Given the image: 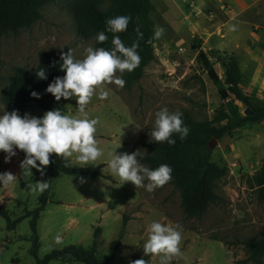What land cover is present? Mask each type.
Wrapping results in <instances>:
<instances>
[{"label":"rangeland","instance_id":"obj_1","mask_svg":"<svg viewBox=\"0 0 264 264\" xmlns=\"http://www.w3.org/2000/svg\"><path fill=\"white\" fill-rule=\"evenodd\" d=\"M74 1L47 2L41 8L42 16L29 26L14 33L0 34V104H5L2 91L9 84L14 68L35 70L40 51H58L68 46L73 56L79 58L84 46H95L94 35L85 39L79 36L78 23L71 11ZM152 1V25L164 29L161 38L153 42L154 58L145 65L140 79L129 83L126 71L117 73L124 79V86L105 85L108 97L99 100L94 95L86 106L89 115L99 119L96 134L104 136H96V139L105 156L108 149L119 142L116 151H127L137 131L129 121L140 126L133 151L138 149L149 154L145 142L150 141L148 133L153 114L163 106L204 120L213 119L226 100L234 99L241 113L247 115L244 112L246 104L234 94L225 100L221 98V84L209 77L198 58L200 50L207 53L222 79L221 58L235 56L244 72L242 91L256 104L264 102V91L251 81L254 70L264 75V0ZM229 24H236V31H228ZM75 107V98H69L63 112L75 114ZM5 109L10 111L6 104ZM26 111L39 117L45 110L31 103ZM212 148L213 160L226 166L228 173L216 183L219 198L201 217H189L184 213L180 190L171 179L148 192L143 188L136 191L130 182L113 187L103 181L112 184L118 181H96L85 175L55 171L50 194L58 202L49 197L51 201L38 219V256L70 244L90 247L97 239L98 256L108 255L118 243L112 264H128L134 256L143 254L142 247L134 243L144 236L146 224L156 219L178 222L182 226L179 245L182 255L175 257L171 264H259L244 261L247 258L244 239L264 234V200L258 199L252 182L255 173L264 165V118L236 128L231 135L225 134ZM21 154L23 151L17 150L16 155L5 162V153L0 150V172L7 170L19 176ZM140 162L146 165L142 159ZM103 172L108 174L106 166ZM32 173L33 182L44 179L35 168ZM77 177H84L85 182H78ZM102 187L107 191L108 202L104 208L109 210L108 215L101 214L100 209L86 207L105 196ZM82 195L88 197L84 202ZM40 197L41 193L31 191L24 179L18 178L16 183L0 187V205L9 210L12 218L21 215L25 208L38 206ZM124 197L130 201L118 215L117 208ZM96 227L100 229L95 236ZM57 233L62 236L60 245L52 244V237ZM31 235L29 218L21 219L14 230H9L5 218L0 216V264H35V257L28 251ZM49 264L82 263L66 255L64 260L52 259ZM149 264H157V259L150 257ZM260 264H264V257Z\"/></svg>","mask_w":264,"mask_h":264},{"label":"trees","instance_id":"obj_2","mask_svg":"<svg viewBox=\"0 0 264 264\" xmlns=\"http://www.w3.org/2000/svg\"><path fill=\"white\" fill-rule=\"evenodd\" d=\"M50 1L53 0H0V34L14 33L22 27L29 26L42 16V6ZM153 10L152 0H75L71 5V11L78 23L79 36L83 39L90 35L95 36L96 32L104 30L106 18L116 15L130 17L125 31L115 34L108 32L106 41L101 44L95 43V46L110 48L112 36L118 35L126 45H131L134 41L138 44L137 52L140 55V63L131 72L126 71L125 77L129 83L140 79L144 73L145 65L154 58L152 45L155 40L150 41L154 29L150 17ZM137 29L143 34L142 37L137 36ZM68 48V46H64L58 51L47 49L40 51L39 63L33 71L21 66L14 68L13 73L9 76V84L2 91V99L10 111L17 109L23 115L31 103L36 104L42 110L60 108L61 111H64L67 99L62 97L56 101L52 94L45 92L44 89L53 77L63 75V70L59 68L60 52H67ZM198 58L206 68L209 77L215 83L221 84L219 88L221 98L228 99L232 93L235 98L243 101L253 113L243 115L234 99L226 100L224 107L218 110V114L213 119L198 120L188 112L180 111L183 122L189 129L183 140L174 133L173 138L176 142L172 145L167 142H145L149 154L144 155L142 160L150 168L161 163H166L171 167V182L180 190L183 211L189 217L203 216L209 206L216 202L219 198V194L215 190L216 183L228 173L226 166L213 160L211 139L214 137L220 139L225 134L231 135L236 128L264 118V102L256 104L241 89L243 72L235 56L225 55L221 58L220 61L224 67L223 79L204 50L198 52ZM40 68L45 69L46 79L36 77V70ZM32 91L39 93V98L31 96ZM224 120L226 121L223 123ZM100 166L65 167L61 158L52 153L43 175L49 186L41 192L40 204L33 209L25 208L24 212L16 218H12L9 210L0 205V216L5 218L9 230H14L21 219L29 218L32 244L28 251L35 257V264H49L52 259L57 258L64 260L66 255H70L75 262L82 264H112V260L117 254L118 243L112 247L108 255L98 256L95 245L97 239L90 247L70 244L61 248L56 247L43 257L38 256L40 239L37 222L50 199L49 197H51L50 192L54 182L53 173L59 171L66 174L111 178L102 174ZM252 182L256 187L258 199L264 200V165L255 173ZM125 224L126 218L124 217L123 225ZM99 229L100 227H96L95 236ZM244 248L247 252V258L244 261L260 264L261 257H264V234L244 239ZM141 257L149 264L150 255L139 254L134 256L131 261Z\"/></svg>","mask_w":264,"mask_h":264},{"label":"clouds","instance_id":"obj_3","mask_svg":"<svg viewBox=\"0 0 264 264\" xmlns=\"http://www.w3.org/2000/svg\"><path fill=\"white\" fill-rule=\"evenodd\" d=\"M129 20L128 15L106 18L104 30L96 32L93 38L95 43L106 41L108 32L115 34L125 31ZM236 28V24L227 26L230 32L236 31ZM163 32L162 27L154 26L150 41L160 39ZM137 36H143L138 29ZM111 45L110 48L86 45L79 58L74 57L69 48L67 52H60L59 68L63 70V75L53 77L44 91L52 94L56 101L62 97L75 98V114L65 113L60 108H51L39 117L27 112L21 115L17 109L8 111L5 104H0V150L5 153L3 159L8 162L16 155L17 150H22L24 154L23 159L19 161V176L7 170L0 172V187L14 184L20 178L27 182L31 191L43 192L48 188V182L44 179L33 182L32 169L35 168L43 177L46 170L44 166L49 164V156L52 153L61 158L65 167H85L103 157L107 173L113 178H118V183H103L113 187L131 182L135 188L152 192L171 179L172 169L168 164L161 163L150 168L140 162L145 153L138 149L130 153L117 152L119 142L112 145L105 156L102 148L98 146L96 132L99 119L90 116L86 106L94 95L99 100L108 97L109 92L105 85L114 84L122 88L125 81L117 73L131 72L140 63L138 44L135 41L126 45L118 35H113ZM35 75L39 79H46L44 68L36 70ZM30 95L39 98L36 91H32ZM153 117L148 133L150 142H167L172 145L176 142L174 133L181 140L187 136L189 129L178 109L170 111L167 106H163L154 111ZM128 123H132L136 129L140 128L134 122ZM77 180L80 183L85 182L84 177H77ZM101 191L106 197V189L102 187ZM144 231V236L134 243L142 247L144 256L155 257L157 264H171L175 257L182 255L179 246L182 226L178 222L154 219L146 224ZM61 243V234H55L52 244ZM129 264L148 262L141 257L129 261Z\"/></svg>","mask_w":264,"mask_h":264},{"label":"crops","instance_id":"obj_4","mask_svg":"<svg viewBox=\"0 0 264 264\" xmlns=\"http://www.w3.org/2000/svg\"><path fill=\"white\" fill-rule=\"evenodd\" d=\"M241 66V65H240ZM242 70V69H241ZM243 72V71H242ZM244 73V72H243ZM251 81L252 83H254L259 90L261 91H264V75H262L260 72L254 70L251 74ZM137 132H138V129L137 131H135V135H134V138L132 140L131 143H129V146L127 148V151L128 153L132 152L133 151V147H134V144L136 142V138H137ZM96 136H104V134L102 133H97ZM24 154H21L20 156L23 157ZM23 159V158H22ZM98 165H101L100 166V171L102 172L103 175H106V176H110L112 179L110 178H107L105 176H92V175H85V176H89V177H92L94 179H96V181H98V179H107V180H112L114 182H117L118 179L116 178H113L110 174H106L103 172V168L106 166L104 163H103V157L98 159L97 161L94 162V164H90V165H86V166H98ZM75 166V165H74ZM76 167H79V166H76ZM76 175H80V174H76ZM44 178V176H43ZM97 183H100V182H97ZM131 183V182H130ZM134 186V185H133ZM134 189H136L137 191V188H135L134 186ZM51 198L54 199V202H58V199H56L55 197H53V195L51 194ZM88 197L86 195H82V200L84 202L85 199H87ZM107 196H100L99 198H97V200L91 202L90 204H88L86 207L87 209H90V210H94V209H100L101 210V214H104V215H108L109 214V210L107 208H104L105 206V202H108L107 200ZM51 201V200H49ZM53 201V200H52ZM130 199H128V197H124V199L122 200V204L117 208V214L120 215V213H122V210L124 209V206L127 202H129ZM48 203V202H47Z\"/></svg>","mask_w":264,"mask_h":264},{"label":"water","instance_id":"obj_5","mask_svg":"<svg viewBox=\"0 0 264 264\" xmlns=\"http://www.w3.org/2000/svg\"><path fill=\"white\" fill-rule=\"evenodd\" d=\"M224 81H225V78H224ZM244 112L246 113V114H252L253 113V111L250 109V108H248V107H246L245 108V110H244ZM217 139L214 137V138H212L211 139V146L213 147L214 146V142L216 141Z\"/></svg>","mask_w":264,"mask_h":264}]
</instances>
